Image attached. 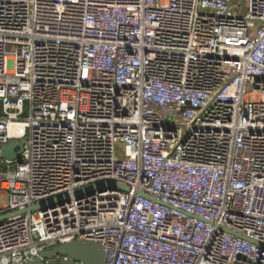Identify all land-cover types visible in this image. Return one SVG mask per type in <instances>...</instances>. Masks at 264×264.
<instances>
[{"label": "built area", "instance_id": "obj_1", "mask_svg": "<svg viewBox=\"0 0 264 264\" xmlns=\"http://www.w3.org/2000/svg\"><path fill=\"white\" fill-rule=\"evenodd\" d=\"M243 2L0 0V151L23 140L0 215L27 208L0 264L73 239L102 264H264V0ZM104 181L127 189L74 194Z\"/></svg>", "mask_w": 264, "mask_h": 264}, {"label": "water", "instance_id": "obj_2", "mask_svg": "<svg viewBox=\"0 0 264 264\" xmlns=\"http://www.w3.org/2000/svg\"><path fill=\"white\" fill-rule=\"evenodd\" d=\"M22 145L23 140H11L8 144L1 148L0 158L19 159V153L21 152ZM104 185L127 189V187L123 184L114 181H104L93 185L91 184L81 190H76L74 194L78 195L82 192V190H92L94 188L100 189ZM68 196V194H64L52 197L48 200L35 203L34 205L30 206L29 209H43L47 205H52L55 202H60L63 199L68 198ZM25 211H27V208L0 215V220L12 214ZM57 255L61 256L59 260L55 258ZM62 256H67V258ZM104 257V250L98 243L94 241L73 239L42 251L39 256L33 257L24 264H74V261H80L81 264H102Z\"/></svg>", "mask_w": 264, "mask_h": 264}, {"label": "rangeland", "instance_id": "obj_3", "mask_svg": "<svg viewBox=\"0 0 264 264\" xmlns=\"http://www.w3.org/2000/svg\"><path fill=\"white\" fill-rule=\"evenodd\" d=\"M246 2V0H244V2H243V6H244V3ZM11 63H12V61L11 60H9V64L11 65Z\"/></svg>", "mask_w": 264, "mask_h": 264}]
</instances>
